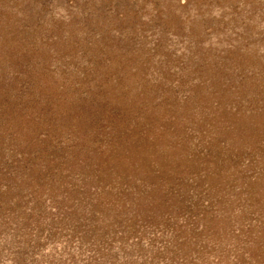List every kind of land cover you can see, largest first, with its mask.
<instances>
[{
  "label": "rangeland",
  "instance_id": "rangeland-1",
  "mask_svg": "<svg viewBox=\"0 0 264 264\" xmlns=\"http://www.w3.org/2000/svg\"><path fill=\"white\" fill-rule=\"evenodd\" d=\"M0 264H264V0H0Z\"/></svg>",
  "mask_w": 264,
  "mask_h": 264
}]
</instances>
